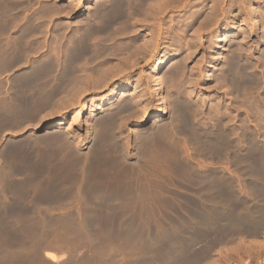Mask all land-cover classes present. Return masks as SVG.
Returning <instances> with one entry per match:
<instances>
[{"label":"bare ground","instance_id":"bare-ground-1","mask_svg":"<svg viewBox=\"0 0 264 264\" xmlns=\"http://www.w3.org/2000/svg\"><path fill=\"white\" fill-rule=\"evenodd\" d=\"M34 1L36 2V0H0V74L4 71L7 72L10 69L12 70L16 65L20 66V65H24V63H25V65L23 66L24 69H22V71L15 73V74L13 71H11V72H13L12 77L9 78V76H8L5 79H2L1 76L3 75V73L0 76V132L2 129L11 126V125L6 126V125H8V122H10L11 120L12 121L16 120V122H17L18 120L21 121V120L28 119V118H32V119L37 118V120H38L37 125H39L43 121L47 120L51 113H53L55 111H59L61 106L64 104L65 99L68 102L69 100H71L70 97H72V95H74L75 93H78L79 97H80L83 90L86 93L87 92L86 89L89 86L90 87L92 86V88L94 89L93 85L98 84L99 80L103 81L109 75L110 76L113 75L115 72L114 68H115L117 63L113 62V64H115L114 68H113V67H111L112 63L110 64L108 61L110 59H113L115 54L121 52V50L122 51L124 50V48L122 49L119 46L120 45L123 46L124 42H126L124 40L123 45H122V43H121L123 41V39H122L121 42L119 41L121 43L120 45L116 44L118 41L115 43V41H116L115 39L117 37H119V36L116 37V35L117 34L120 35L119 30L122 34V31L128 29L132 25L134 26L135 25L134 22L137 23L136 21L133 20L134 22L132 23V25H130L131 24V23H129L130 21L129 22L126 21V20H128L129 17H130V20L132 19L131 18V16H132L131 12L135 11V12L139 13L138 17L143 16V14H145V17H146V15H148L149 13L154 15V17H155V15H156V17H158L157 14L161 15L159 13H161L160 10H162L161 9L162 6H164L167 9V11L169 12V11H171L172 7L176 4V2L178 0H161L158 3H156L155 5L151 4L153 0H104V1L103 0H95V6H94V8L92 7L93 11L92 12L90 11L91 14L88 15V17L89 16L90 17L87 18L86 20H83L82 22L80 21L79 23L74 24L73 27L70 26V23H69V25H67L68 23L66 24V22H64L63 24H58V25L56 24L57 26L54 25L55 27L52 28L53 34H51L52 35L51 36L52 37L51 42H50V44L47 42L49 44V47H48L46 53H44V55H42L41 58H38V59L36 58L35 60L30 61V57L34 54V52L35 51L37 52L39 49H41L42 45L45 44V42H46L45 37H44V39L42 37V39H41L42 41H38L36 34L38 32L42 33L43 31L46 32L45 34H48V27H46L44 25L45 21L43 22V20L49 19V17L51 16V13H53L52 7H54V6L49 7L51 5L49 4V6H48V4H46L45 8L43 6L44 9L39 10L40 12L38 11V12L34 13L32 10H31V12H28V8L31 7V5ZM231 1H233V0H231ZM210 2H213V0ZM221 2H222V0H221ZM246 2H248V1H246ZM191 3L193 4V2H191ZM214 4H216V3H214ZM244 4H246V3H244ZM220 5L221 4L218 3L219 7L217 6L218 9H217V7L215 8V9H217L215 13H214L215 10L213 12L211 11L213 9H211V10L208 9V10H210L211 13H214L215 15L217 12L219 13V11L221 12V15L224 12L226 13V11H225L226 9L223 12L224 8H223V6L221 7ZM205 6H203V8ZM208 6H209V4H208ZM227 6H230V4H228ZM263 6H264V4H263ZM210 7H211V5H210ZM186 8H188V7H186ZM206 8H208V7H206ZM211 8H214V6H212ZM228 9H227V11L230 13V9L229 10ZM33 10H36V9H33ZM195 10H191V12H189L187 14V16L184 17L185 19H183V18L182 19L183 20H192V21L197 20V12L195 13ZM55 12H56V10H55ZM140 13L142 15H140ZM211 13H209V14L212 16H210L208 14L211 18V19L207 18L208 20H212V19L213 20H220V19H218V17H214V14H211ZM262 13H264V10L262 11ZM54 14L55 13H53V15ZM53 15H52V17H53ZM152 15H150L151 18H152ZM182 16H183V14H182ZM262 16H264V15H262ZM52 17H50V19H52ZM146 18H148V17H146ZM146 18L141 19V17H140L141 20L146 19ZM173 18H175V17H173ZM200 19H202V18H200ZM222 19H224V18H222ZM21 20H24V21H21ZM177 20H181L179 16L177 17ZM262 20H263V18H262ZM19 23H20V25H19ZM46 23L47 22H45V24ZM118 24H121V25H118ZM132 30L133 29H131L129 31H132ZM126 31H128V30H126ZM126 31H124V32H126ZM129 34H131V33H129ZM41 35L42 34H40V36ZM42 36H44V35H42ZM121 37H122V35H121ZM127 38L129 40V37H127ZM130 39H131V37H130ZM179 39H180V36H179ZM142 40L144 41L143 37H142ZM129 41H127V42H129ZM148 42H146V43H148ZM137 43H139V42H137ZM146 43L142 42L143 45H145ZM148 45H149V43H148ZM135 46H136V43H135ZM139 46H140V44H139ZM132 47L135 48L134 45ZM44 49H45V47H44ZM127 50H124V51H127ZM131 50L132 49L128 50V54L132 53ZM36 52H35V55H36ZM43 52H45V51H43ZM142 52H143V50H142ZM142 52H140V53L142 54ZM143 53H145V51ZM122 54H124V53H122ZM125 54H127V53H125ZM101 55H102V58L98 59V62H99L98 64L100 65V63H102L104 65V67L99 68L100 70H98V67H101V65L100 66L97 65L96 67L94 66L93 70H90L88 68L89 65L87 66L86 61H84V60H90L91 58L88 59V57H93V56H96V58H98V57H101ZM127 55H126V57H127ZM118 56H120V54H118ZM236 56H235V58L230 57L229 60H227V63L225 64L224 68H222L223 70H221L224 73V74L223 73L222 74L225 76L223 78H226L225 81H227V83L229 85V87H227V88H232V89L239 88L240 89L241 88L240 85H243V83H241V81L245 80V79H243V77L246 76L245 81H247L248 80L247 77L250 75L249 74L250 70L248 71L249 75L244 74V71H246V70L244 69V67L242 65L239 64V59ZM120 57H118V59ZM93 58H95V57H93ZM115 58H117V55L115 56ZM95 60H97V59H95ZM120 60H121V58H120ZM122 60L127 61L128 59L123 58ZM110 62H112V61L110 60ZM122 62H124V64H125V61H122ZM105 63H107V64H105ZM121 66L122 65L117 66V67L118 68L119 67L120 68L125 67L124 65H123V67H121ZM249 67L252 68V65ZM255 68H257V67H254L252 72L255 71ZM262 68H261V70H262ZM171 69L175 72H173ZM246 69H248V67ZM94 70H97L96 73L98 76V78L96 77L95 79H93V75H95ZM117 70H116V72H117ZM170 70H169L170 73L171 72L177 73L179 71V68H177V67H176V69L170 68ZM120 71H122V70H120ZM252 72H251V74H253ZM242 74H244V75L242 76ZM169 75H172V74H169ZM5 76H7V74ZM187 76H188V74L186 75V77ZM253 76H252V78H253ZM257 76H259V75H257ZM262 76H261V78L258 77L259 79L256 77L258 79V81H256L257 84L261 81ZM99 77H100V79H99ZM170 78H171V76H170ZM172 78L170 80L174 79V78L173 79ZM177 80H175V81H177ZM253 80L255 81V76H254ZM185 81H186V79H185ZM245 81H244V83L249 82V81H247V82H245ZM252 81L249 83L251 84ZM262 81H263V79H262ZM163 82L164 81H163L162 77H160V75L157 74L153 77L151 92H152V96L157 100V106H158L157 113L155 114V117H154V120L156 122L159 120V118L161 116H163L162 114L167 109L166 107H165V109L163 107V103H164V101H163V99H164ZM182 83L183 82H181V86H182ZM171 84H172V82H171ZM176 84H177V82H176ZM257 84H256V86H257ZM104 85H106V84H104ZM184 85L185 84H183V86ZM238 85H239V87H238ZM262 85H263V83H262ZM97 86H100V85H97ZM97 86H95V88ZM185 86H184V88H185ZM243 86H245V85H243ZM248 86L250 87V85H247V87ZM245 87H243V91L245 90ZM257 87L259 88V85ZM260 87H262V86H260ZM92 88H91V90H92ZM184 88H182L181 92L183 91ZM258 88H256V91L254 90V93L255 92L259 93ZM132 89H134L132 87V85H127V84L124 85L120 89L122 92V93L120 92V96L124 100L120 101L121 100L120 99L119 100L120 102L118 101V103L117 102L115 103V99L113 98V96L116 95L115 89L113 91L110 89L111 92L106 97L107 101H106L105 97H104V99H102L103 98L102 97L100 100H98L97 97H95L91 100V103L89 104V110H88V118L90 119V123H89V128L87 127L88 128L87 135H86V137L84 136L86 138V140L89 142V146H88L89 148H87L88 150L85 151L86 153L83 152L84 154H82V153L76 154L73 152V155L75 154V156H73L72 154H71L72 156L71 155L69 156L68 153H70V150L68 151L67 146L65 144H62V142H64L63 140L65 139L64 138L65 135L63 134V130H65V131L75 130V126H77L75 124L78 122V120H81L80 118L82 116V111H81L82 108L75 111L76 113L72 116L70 123H68V119L66 117H60L56 121V123H54L51 126L46 128V130H45L46 136H43L41 139H39L38 144H37V148L40 149V151H41V152L39 151V153L42 156V158L41 157H39V158H41L42 161L40 159L38 162V164L40 163L39 166L37 167L38 170H40V171H38V173H39L38 179L39 180L37 179L38 182L36 184L37 186L34 190V194L38 195L39 199L42 200L41 202H43V205L45 206V208L47 206V208H49V210L50 209H54V210L56 209L55 211H60V209H58V208H61L60 206H62L63 202H65V201L66 202L68 201V203L76 201L77 203H79V204L81 203V204L79 206L77 205V207H76L77 212H75V214L77 213V215H70V214H67L65 211H61L59 214L58 213L55 214L56 216H54V218H48V217L46 218L44 216H41V217L37 216L35 218L36 219L38 218L37 221H39L38 222L39 225H41L43 227L46 226L44 224L49 225L50 229L52 228L50 230L51 232H55L54 230L58 229L61 233H67V231L69 230L68 227L73 226L72 228H70L72 231L71 233H74L75 235L77 234V236L73 235L72 236L73 239L70 240L71 242L69 241V239H71V238L69 237V239H68V236L66 234H65V236H63L62 234L60 235V233H58L59 235L57 234V237H61V236L65 237V238L61 239L63 241L62 244L64 246L66 245L65 243H68V242L71 243V245L68 244L69 247H67L68 245L65 246L66 250H67V248H70V246H72L71 247L72 251L74 250V248L76 250V247H77L76 245H78V244L82 245V243H83L82 247L83 248L86 247L85 248L86 251L91 252L90 254L94 253L92 257H94V255L95 256L97 255L99 257V262L98 263L96 262L97 264H190V261L196 263V261L200 258V256H202L203 254L206 255V253L208 252V250L210 248V245L202 247V248H206V249L201 250L202 249L201 248L200 249L201 251H198L197 250L198 248H196V250H195L194 249L195 247H193L192 249L194 252L191 251V253H190L188 249H189V245L191 244V242L193 240L196 241V240L201 239V238L203 240L204 239L203 237H208L209 234L207 235V233L212 232V233H214V236H212L213 239L211 238V240L217 241L218 243H222V242L226 241V239L222 240L223 239L222 235L224 236V233L226 234L227 229H232V230L238 229L239 230L241 227L249 224L250 221L254 217L252 218V216L249 214V212H250L249 202L250 201L248 200L249 201L248 202L247 200L243 199L245 195L243 196V198L241 196V194L244 193V189L246 188V186H244L245 188L243 189L242 184H241L242 181H239V180H238V182H241L240 183L241 186L239 185V183L236 184L238 187L235 186V180L238 178L239 175L237 176V178L235 180L230 179L231 181L232 180L234 181V184H233L228 179V178H232L231 176L230 177H228L229 175L224 176L223 175L224 173L223 174L221 173V171L223 169L219 173L217 170L215 171V170L209 169V167L207 168L206 166L203 165L204 163L203 164H196L197 167H193L194 163H196V162H194L193 166H192L190 164V161L192 159L191 158L189 159L186 151L183 154L184 149H186V148H184L185 145L192 147L194 152H196L197 154L199 153V154L205 155L204 156L205 158H208V157H210V158L211 157H218V158L221 157L222 158L223 156H225V157H227V159H230L232 161V163L237 167V169L241 171V174L243 173L242 176L246 175V176H244V178H246V180L249 184V186H248L250 188L249 193H251V195H253V200L255 201L256 204L259 205V207H257L258 209L255 208L258 210V215H257L258 218L264 217V164H263L264 162L263 163L261 161L259 162V161H257L258 158H255L256 153L258 151L257 152L254 151L255 152V157H254V156H252L254 154V152L252 151L253 154H251L250 153L251 151L247 147H245L248 145L247 144L244 145L245 141H243V137L245 138V136H243V133L246 134V132L249 133V131L247 130L246 132H244L245 122L243 120L239 119L240 121H239V123H237L238 125H237V128L235 131L230 129V127L228 128L229 130H231V132L234 131L233 132L234 137H229V135L231 136V134H229V132L227 131L226 128H224L226 130L223 129V131L219 130L220 126L218 128L217 125L222 123L221 121L219 122V124L214 123L213 122L214 120L211 123L212 117H210V118L208 116L204 117V115H203L204 119H202V116H198V115H196V113L191 112L192 110L190 111L191 108H189V107H191L193 104L190 106H189V104L185 105V102H187V101H185L184 97H182L184 95L178 94V92H177V94L175 93V95H177L176 97L172 96V98H175V99H173V101L171 102V105H170L173 108V112H171L172 108H170L171 111L170 110L169 111L172 114L170 115L171 117L168 120V122H165V123L164 122L163 123L158 122V125H156L155 129L150 130L148 133L143 131V132H140L141 134L137 135V138H136L137 142H136V149H135L136 154L134 153L135 159L132 160L131 154H130L131 148L129 147L128 140L125 139L126 142H123V140L119 136V135H121V134H119L120 128H122V127H120V125H121L120 121L122 120V118L120 120V117H121L120 115H123V113L126 114L127 111L125 112L124 111L125 109H127V110L133 109V108H130L131 106H130L128 100L125 99L132 92ZM249 89L252 90L253 87H250ZM65 90L67 92L69 90V92L72 95L71 94L69 95ZM176 91H178V90H176ZM240 91H242V90L240 89ZM62 92H66V93L63 94ZM114 92H115V94H114ZM189 92L190 91H188V93ZM190 93H192V92H190ZM250 93H251V91H250ZM179 95H182V96H179ZM76 96H78V95L76 94ZM256 96H258V95H256ZM72 100H74V98H72ZM260 100H262V99H260ZM192 101L193 100H191L190 102L192 103ZM256 101L257 100H255V102ZM108 103H110V105ZM201 103H202V101H201ZM227 103H225V104L223 103L224 104L223 106L225 107V105ZM115 104H118V105H115ZM165 104H166V102H165ZM231 104H232V102H231ZM249 104L251 105V103H249ZM253 104H255V103H253ZM100 105L101 106L103 105L106 109V111L101 116H99V106ZM108 105H109V107H108ZM259 105L262 106V104H259ZM201 106H205V105H203V103H202ZM231 106H229V107H231ZM234 107H237V106L235 105ZM193 108L194 107H192V109ZM197 108H199V107L196 106L195 111ZM243 108H245V107H243ZM263 108L261 107L260 109H263ZM202 109L203 108L201 107V110ZM233 109H235V108H233ZM84 110H83V112H84ZM258 110H259V106H258ZM260 111H262V110H260ZM208 112H210V111L208 110ZM226 113H227V111H226ZM232 113L230 114V116L232 115ZM256 113H258V112H256ZM125 114H124V117L126 116ZM227 114H229V113H227ZM254 114L255 113H253V115ZM128 115H127V117H128ZM213 115L216 116L218 114H216V115L213 114ZM249 115L251 116V114H249ZM249 115H247V116H249ZM221 116H222V114H221ZM259 117H260V115H259ZM262 118H260V120ZM220 119H222V118H220ZM223 119L225 120V118H223ZM229 119H230V117H229ZM217 120L219 121V119H217ZM248 120H249V118L247 119V121ZM122 121H124V120H122ZM16 122H15V124H16ZM233 122L235 123V121H233ZM12 123H14V121L11 122V124ZM208 124H212V126L208 125ZM232 127H233V125H232ZM61 132L64 135V137L61 135ZM177 136L181 137L182 143L181 142L177 143L175 141L176 140L175 137L177 138ZM179 137H178V139H179ZM66 139H67V137H66ZM181 139H179V140L181 141ZM246 139H247V137H246ZM171 141H173V142L175 141L177 144L172 145L173 142H172V144H170ZM165 142H167V143H165ZM246 142H247V140H246ZM253 142H254V140H253ZM164 143H165V146H167L166 148L167 149L169 148L166 151L165 155H163L164 152L161 151L162 150L161 148L164 146ZM180 143L182 145H180ZM250 143H251V141H250ZM169 144L171 145L170 147H168ZM0 145H2V144H0ZM253 145H254V143H253ZM2 147H3V145H2ZM244 147H245V149L247 148L250 152L245 151ZM252 148H254V147H252ZM258 148L260 149V147H258ZM259 149H257V150H259ZM75 150L77 151V149H75ZM75 150L71 149V151H75ZM66 151H68V152H66ZM77 152H79V151H77ZM13 153L15 154V152H13ZM13 153H12V155H13ZM181 153H182V155H181ZM26 154H29V153H26ZM259 154H262V150H261V153L258 152V154H257V156L262 157ZM34 155H35V153H34ZM68 156L70 158V161H72L74 164L73 165L70 162L69 165L71 164L72 166L70 165L69 168L67 166V162H69L68 161L69 159L65 160L66 157L68 158ZM195 156H197V155H195ZM206 156H208V157H206ZM263 156H264V154H263ZM0 157H1V155H0ZM17 157H19V156H17ZM36 157L38 158L37 155H36ZM151 157L153 158V162H155L157 160L156 162H157V165H159V166L161 164L165 165L164 162H166V161H164L165 159L164 160L162 159L163 162H161L162 160H158V159L166 157V160L168 162L166 166H169V169L171 167L172 170L170 169L171 171L169 170V172H168V170H166V169H168L166 166H165L166 167L165 170L161 166L158 168H156L154 166L155 169H158V170H155L152 168L153 173L151 171H150V173L154 174L155 176L152 174L150 175L149 174L150 169H149L148 164H151V163L150 162L148 163L147 161H149V160L151 161L152 160ZM154 157L155 158L157 157V158L154 160ZM197 157H195V158H197ZM199 157H198V159H199ZM9 158H11V156ZM262 158H264V157H262ZM73 159L75 162L73 161ZM201 159H204V158L201 157ZM201 159H199V160L201 161ZM217 159L215 158L214 161ZM259 160H261V159H259ZM158 161H160L161 163H158ZM123 162H126V163L123 165ZM226 162H228V161H226ZM153 165H154V163H153ZM159 168H160V171H159ZM44 173H46V175H48L49 179L42 176ZM147 174H149L150 177L152 176V178L154 176L152 185L150 184V188H151V186H153L155 189L154 188L153 189L148 188V183H150L149 181H151L150 177H148L149 180H147V179L143 180L145 175L147 176ZM164 175H165V177L163 178L162 176H164ZM35 183H36V180H35ZM178 183H183V186L185 184L190 189V192L188 193L189 195L188 196L185 195V196H187L188 198H190V197L192 198V200L190 198V200L192 201V202L190 201V204H191L190 206L194 210L191 208H188V207H185V208L189 209V210L190 209L193 210L192 212H189V213H191L192 217H193V219H191L192 217L190 218V221L192 222V220H194V224L192 225L191 222L188 224L186 223V224L189 226L192 225L191 227L192 228L195 227L194 228L195 230L190 229V230L183 231V226H184L183 224L185 222L183 219H182L183 221H180L183 223L182 224L183 226L180 227V225H179L180 218H182L184 216L183 215L181 217L180 213L184 209L181 208L182 210L179 211L180 205L182 207V206H186L187 204L186 205H184L183 203L179 204V210L175 208L176 211L174 209V212H172V215H170L169 210H168L169 206H168L167 201H165V203L167 205H165V206L162 205L161 209L158 208L160 211L159 213L163 214L162 216H164L166 214V211L163 213L162 210L165 207H167V210H168V212H167L168 214H166L167 217H165V218H167V221H165L164 229L162 228V229H158L156 231L155 229L152 228V226H150L151 224L148 221H147L148 227H144L145 225L144 226L142 225V227H141V223H140L141 220L140 219L138 222L140 225L136 224V222L133 223L136 226L135 229H134L133 225L132 226L127 225V227L124 226V225H126L125 224L127 222L126 217L130 213L129 211H130L131 207H136V208H138V210H147V208H148L149 209L148 211H150L151 214L154 213L155 208L152 207V205L149 204L150 202L148 201L149 202L148 203L147 200L148 199L153 200L154 198H156V199L158 198L159 200L160 199L164 200L163 198H165L166 195L168 197L171 196V195L169 196L168 193H172V196H174V194H175V196H176L177 193H175V191L180 192V191H178L180 189L177 190V188L179 186ZM26 186H28V185H26ZM187 187H186V189L188 190ZM235 187H237L238 190H236ZM247 190L245 192L248 193ZM21 191H23V190H21ZM181 191H183V190H181ZM178 195H181V193L177 194V197H178ZM187 197H185V198L187 199ZM180 198H182V197H180ZM203 199H205L206 201ZM69 200H70V202H69ZM187 200H189V199H187ZM207 200H209V201H207ZM260 200H262V202H260ZM201 201H202V203L205 201L206 207L201 206V204H202V203H200ZM158 202H160V201L156 202V206L154 205L155 203H153V205L155 207H160L159 205L157 206V204H160ZM186 202H188V201H186ZM144 203L147 204V207H145ZM165 203H163V204H165ZM174 203H175V201H174ZM192 203H193V205H192ZM70 204H72V203H70ZM76 204H74V205H76ZM74 205H73V210L75 207ZM82 205H83V207H82ZM163 206H164V208H163ZM187 206H189V204ZM253 206L254 205H252V207ZM52 207H54V208H52ZM40 211H43V210H40ZM81 211H83V212H81ZM134 211H131V212H134ZM186 211L188 212V210H186ZM186 211H185V213H187ZM252 211L253 210H251V212ZM43 212H45V214H46L47 211L44 210ZM71 212H72V210H71ZM79 213H84V214H86V216L80 215ZM139 213L143 214L142 212L137 213V210H136V213L134 212L131 214H133V215L135 214L134 217H136V216H138L137 214H139ZM159 213L157 212V214H155V215L157 216ZM182 213H183V211H182ZM48 214H50V213H48ZM50 215H52V214H50ZM133 215H131V216H133ZM151 216L154 218L153 214ZM158 216H161V215H158ZM158 216H157V218H158L157 220H161V219H159ZM152 217H151V219H152ZM189 217H190V214H189ZM127 218H128L127 223L134 221L132 218H131L132 219V221H131L129 219V216ZM136 218H140V217L138 216ZM154 219H156V218H154ZM164 220H166V219H164ZM122 221H124L125 223L123 224ZM187 221L189 222V220H187ZM255 221L256 220H254L253 222H255ZM153 222H155V221H153ZM31 223H32V221H31ZM147 223L145 221L146 225H147ZM156 224L157 225L160 224L159 226L161 227L162 223H160V221H159V224H158V222ZM163 224H164V222H163ZM260 224H262L261 221L259 222V225ZM52 225H54V226H52ZM84 225H87V226L94 225L97 227L100 226V227H102V229L104 228L105 233H107L108 236L105 237L104 240H102L101 238L103 236H106V234H104V231H103V235L101 234L102 237H100L99 234H97V238H100L102 241L100 243H91L92 240L90 237L88 238L87 235H89L93 232L92 231L90 232V230H88L89 231V233H88V231L85 230V228H83ZM138 225L141 228H139ZM187 225L185 226V228L187 227ZM55 226H57V228L53 229V227H55ZM254 227H255V225H254ZM256 227H258V226L256 225ZM245 228H247V227H245ZM248 228L250 229L251 226H249ZM50 231L47 230V232H50ZM251 232H253V231H251ZM227 233H229V232H227ZM68 234H69V232H68ZM93 234H95V236H96V233H93ZM186 234H188L187 235L188 238L191 237L190 239H192V241L186 240ZM230 234H232V232H230ZM205 235H207V236H205ZM227 236H228V234H227ZM227 236H225V237H227ZM209 237H210V235H209ZM233 237H234V235H233ZM219 238H221L222 241L219 240ZM89 240H91V242ZM202 240L199 242H202ZM204 241H205V239H204ZM208 241H209V238H208ZM59 242H61V241H59ZM88 242H90L89 246L92 247V248L90 247L91 248L90 250H89V248H87ZM206 244H207V242H206ZM212 244H214V243H212ZM42 246L43 245H41L40 247H42ZM62 246L57 248V249L63 250V252H64L65 248H64V246L63 247ZM43 248H44V253H43L44 257L49 259L52 263H54V264H65L66 261L61 260L63 257H61V255L58 254V252H57L58 250L57 251L55 250L56 247H54L55 249L51 248L52 250H50V248L47 250L44 246H43ZM62 248H64V249H62ZM77 248H79V247H77ZM83 248H79V249H83ZM79 249H77V250H79ZM210 249H212V248H210ZM54 251H56V252H54ZM211 251H213V250H211ZM59 252H61V251H59ZM79 252H81V251L79 250ZM210 252L207 253L208 256L211 255V254H209ZM81 253H83V252H81ZM65 254L63 256H66L67 258H68V256L72 255V254L71 255L68 254V256H67ZM41 256H39V257H41ZM86 257H88V255ZM205 257H207V256H205ZM205 257H202V258H205ZM202 258H201V260H203ZM39 259L41 260L42 258H39ZM77 259L79 260V256L77 257ZM189 259H191V260H189ZM211 259H212V257H211ZM92 260H94V259H92ZM208 260H209V258H207V261ZM212 260H214V259H212ZM200 261L199 262L197 261L198 263H196V264H199V263L201 264ZM24 262L28 263V264H29V262L31 263V261H28V262L24 261ZM24 262H23V264H25ZM203 262H204V260H203ZM216 263H217V261H216ZM0 264H3V263L0 262ZM31 264H33V263H31ZM40 264H43L42 260L40 261ZM75 264H78V263H75ZM85 264H86V262H85ZM87 264H94V263L91 261H88ZM207 264H208V262H207ZM211 264H215V261H214V263H211Z\"/></svg>","mask_w":264,"mask_h":264},{"label":"rangeland","instance_id":"rangeland-1","mask_svg":"<svg viewBox=\"0 0 264 264\" xmlns=\"http://www.w3.org/2000/svg\"><path fill=\"white\" fill-rule=\"evenodd\" d=\"M159 1H161V0H153L151 4L155 5ZM210 1H212V0H210ZM210 1L209 0H178L176 2V4L172 7L171 11H169V12L167 11V9L164 6H162V8H161L162 10H160L161 13H159L161 15L157 14L158 17H156V15L154 17V15H152L151 13L146 15V17H148V18L145 17V14H143V16H140L141 19L146 18L147 20L146 19L141 20L140 17H138L139 13L132 11L131 12V14H132L131 18L132 19L130 20V17H129L128 20H126V21H128V22L130 21L129 22V23H131L130 25H132V23L134 21H136L137 23L134 22V24H135L134 26L136 28L132 25V26H130L131 28L129 27L130 29L129 28L126 29L128 31L133 29L132 31L128 32V31L124 30L126 32L122 31V34L119 30L120 35L117 34L116 37L117 36H119V37H117L115 39L116 40L115 43L118 41L116 43L118 45H120L121 43L123 45V42L125 40L126 42H124V45L123 46L120 45L119 47H121L122 49L124 48V50L132 49L131 50L132 53L129 51L131 54H128V50L127 51L123 50L124 52L121 50V52L114 55L113 59H110L112 62H110V60L108 61L110 64L112 63L111 67H113V68L115 65V64H113V62L117 63L115 68L117 66H120V65H122L121 67H123V65L125 67H123V68L117 67L116 69L114 68L115 72L113 75H111V76L109 75L103 81L99 80L98 84L93 85L94 89L92 88V86L91 87L89 86L90 88L89 87L88 88L90 90L87 88L86 93L83 90L80 97H79L78 93H75L74 95H72L69 92V90L67 92L66 91L67 89H66L65 91L69 95L70 94L72 95V97H70L71 100H69L67 102V100L65 99L66 102L64 101V104L61 106L59 111H55L56 113L55 112L51 113L49 115L48 119L43 121L39 125H37L38 124L37 118H33V119L28 118V119H24L21 121L18 120L17 121L18 123L16 122V120H13L14 123H12V124H11V122H13V121L11 120L10 122H8V125H6V126L11 125V126L2 129L0 132V144H2V145H22V144H25V145H33V146L37 147L38 140L41 139L43 136H46L45 130L47 127L56 123V121L60 117H66L68 119V123H70L72 116L76 113L75 111L82 108V110H81L82 116L80 118L81 120H78V122L75 124V125H77V126H75V130H71L72 132L63 130V134L65 135V137L62 134V132H61V135L65 139L67 137L66 140L65 139L63 140L64 142H62V144H65L67 146L68 151L70 150V153H68L69 156L71 154L73 155V152L76 154L77 153L84 154V153H86L85 151L88 150L87 148H89L88 147L89 142L86 140L85 137L87 135L89 123H90V119L88 118V110H89V104L91 103V100L95 97H97L98 100H100L102 97H103L102 99H104V97L106 98L109 95V93L111 92L110 89L112 91L115 89L116 95L113 96V98L115 99V103L116 102L118 103V101L120 99H121L120 101H123L124 99L120 96V92H121L120 89L124 85L127 84V85H132V87L134 88V89H132V92L125 98L128 100V102L131 106L130 108H133V109H130V110L125 109L124 111L125 112L127 111L126 114L123 113L124 112L123 111L122 112L123 115H120L121 116L120 120L122 118V120H124L125 122L122 120L120 121L121 122L120 127H122V128H120L119 134H121V135H119V136L121 137L123 142H126V140H128L129 147L131 148L130 154H131L132 160L135 159L137 135L141 134L140 132L144 131V132L148 133L150 130L155 129L156 125H158V122H161V123L168 122V120L171 117L170 115L172 114L171 112H173V108L170 105H171V102L173 101V99H175V98H172V96L176 97L177 95H175V93L177 94V92H178V94L184 95V96H182V95H179V96L184 97V100L187 101V102H185V105L189 104V106H190L193 104L191 107H189V108H191L190 111L192 110L191 112L196 113V115H198V116H202V119H204L205 116H208L209 118L212 117L211 123L213 120H214L213 122L216 124H219V122L221 121L222 122V123H220L221 125L219 124L217 126H218V128L220 126V128H219L220 131H223V129L226 128L227 131L229 132V134H231V136L229 135V137H234L233 132L237 128V125H238L237 123H239L240 120H243L245 122L244 132H246L247 130L249 131V133L248 132H246V134L243 133V136H245V138L243 137V141H245L244 145L247 144L249 146V147L248 146H245V147H247L251 152L247 148L245 149V147H244V150L250 152L251 154H253L254 151L255 152L258 151L259 153H261V150H262V154H259V155L264 157L263 156V154H264V152H263L264 151V112H263L264 111L263 110L264 109L263 108L264 107V104H263L264 103L263 102L264 101V72H263L264 71V16H262V15H264V13H262V11L264 10V6H263L264 0H252V1L251 0H237V1L236 0H233V1L222 0V2H221V0H213V2H210ZM246 1H248L249 3ZM191 2H193V4ZM33 3L31 5V7L28 8V12H31V10H32L34 13H36L39 10L44 9L46 7L45 6L46 4H48V6L50 4L51 6H49V7H52V6L55 7V8L52 7V11L55 14L53 15V13H51L50 17H52V15H53L52 19H50V17H49L48 20H43V22L45 21L48 23V24L47 23L45 24V22H44V25L46 27H48V34H45L46 32L43 31L42 33L38 32L36 35H37L38 41H42L41 40L42 37H43V39L45 37L46 42H45V44L42 45V48L39 49L40 51L39 50L37 52L35 51L36 55L34 52V54H33L34 56L32 55L31 56L32 58L30 57V61L35 60L36 58L37 59L41 58L42 55H44V53H46V51L49 47V44L51 42V39H52V37H51L52 36L51 34H53L52 28H54L58 24H63L64 22H66V24L68 23L67 25H69V23H70V26L73 27L74 24H77L80 21L82 22L83 20H86L87 18H89L90 16L88 17V15L91 14V12L93 11V8L95 6V0H38V1L36 0V2L34 1ZM214 3H216V4H214ZM218 3L221 4L220 5L221 7L223 6V8H224L223 12L226 9L225 10L226 13L222 12L223 14L221 15V12L219 11V13L217 12L216 15L214 14L219 7ZM244 3H246V4H244ZM208 4H209V6H208ZM228 4H230V6H227ZM210 5H211V7L214 6V8H211ZM43 6H44V8H43ZM203 6H205V7L203 8ZM186 7H188V8H186ZM206 7H208V8H206ZM216 7H217V9H215ZM228 8L230 9V13L227 11ZM33 9H36V10L38 9V10L36 11ZM208 9H210V10L213 9V10H211L212 12L214 10L215 11H214V13H211V11ZM55 10H56V12H55ZM191 10H195V13L197 12V20H193V21L192 20H183V19H185L184 17L187 16V14L189 12H191ZM208 12L211 14H214V17H218V19H220V20H213V19L208 20V19H211L210 16H212ZM182 14H183V16H182ZM140 15H142V14L140 13ZM150 15H152V18L150 17ZM178 16L180 17L181 20H177ZM173 17H175V18H173ZM200 18H202V19L204 18V19L202 20ZM222 18H224V19H222ZM262 18H263V20H262ZM21 21H24V20H21ZM19 25H20V23H19ZM118 25H121V24H118ZM129 33H131V34H129ZM40 34H42L44 36H42V35L40 36ZM121 35H122V37H121ZM179 36H180V39H179ZM127 37H129L130 41L128 40ZM130 37H131V39H130ZM142 37H143L144 41L142 40ZM122 39H123V41H122ZM119 41L120 42L122 41V42L120 43ZM127 41H129V42H127ZM137 42H139V43H137ZM142 42L143 43L148 42L149 45H148V43L143 45ZM135 43H136V46H135ZM139 44H140V46H139ZM133 45L135 48L132 47ZM44 47H45V49H44ZM142 50H143V52L145 51V53H143ZM43 51H45V52H43ZM140 52H142V54ZM122 53H124V54H122ZM125 53H127L128 55ZM118 54H120V56L122 55L123 57L118 56ZM116 55H117V58H115ZM126 55H127V57H126ZM124 56L128 59L127 61L122 60L123 58L126 59ZM235 56L238 57L239 64L242 65L244 67V69L246 70V71L243 70L244 74H246V75L250 74L247 77V79H248L247 81L251 82L255 76V81L254 80H253L254 82L252 81L253 84L252 83L250 84L249 82L245 81L246 76H244L245 78L243 77V79H245V80H242L241 83H243V85H245L246 87L243 85H240L241 86L240 89L242 91H240L239 88H237V89L227 88V87H229V85H228L227 81H225L226 78H223L225 76L223 75L224 73L221 71V70H223L222 68H224L225 64L227 63V60H229L230 57L235 58ZM93 57H95V58H93ZM93 57H88V59L91 58L90 60H84L83 59L84 61H86V65L87 66L89 65L88 68L90 70H93L94 66L96 67L97 65H99L98 59L102 58V55H101V57L97 56L98 58H96V56H93ZM118 57H120L121 60H120V58L118 59ZM95 59H97V60H95ZM122 61H125V64ZM107 63H105V64H107ZM24 65H25V63H24ZM24 65H20V66L16 65L12 70L10 69L7 72L4 71L5 73L2 72L3 75L1 73L0 76L2 75L1 76L2 79H5L8 76L10 78L13 76V72L15 74V73L22 71V69H24L23 68ZM100 65H101V67H98V70H100L99 68L104 67V65L102 63H100ZM251 65H252V68L249 67ZM246 66L248 67V69H246L247 68ZM176 67L179 68V71L177 73H172V72L170 73V71L172 70V69L170 70V68L176 69ZM254 67H257V68H255V71L252 72ZM261 68H262V70H261ZM116 70H117V72H116ZM120 70H122V71H120ZM249 70H250V73L248 72ZM11 71H13V72H11ZM96 72H97V70H94L95 75H93V79H95L96 77L98 78ZM173 72H175V71H173ZM251 72L253 74H251ZM6 74H7V76H5ZM157 74L160 75V77H162V79L164 81L163 82V86H164L163 87V91H164L163 107H164V109H165V107L167 109L162 114L163 116H161L159 118V120L156 122L154 120V117H155V114L157 113L158 106H157V100L152 96L151 87H152L153 77ZM169 74H172V75H169ZM187 74H188V76L186 77ZM244 74H242V76ZM257 75H259V76H257ZM260 75L261 76L263 75L262 76L263 81L261 79V81L259 80L260 84L259 83L257 84L256 81H258V79L261 78ZM170 76H171V78L173 77L175 80H177L178 78L179 79L177 81H175L173 78H172L173 80H170L171 79ZM252 76H253V78H252ZM256 77L257 78L259 77V78L257 79ZM99 79H100V77H99ZM185 79H186V81L187 80L188 81L186 82ZM244 81L247 83H244ZM171 82H172V84H171ZM176 82H177V84H176ZM181 82H183L182 86H181ZM262 83H263V85H262ZM104 84H106V85H104ZM183 84L186 85V86L184 85L185 88H184ZM246 84L250 85V87H253V89L252 90L249 89L250 87L248 86L249 87L248 88ZM256 84H257V86L259 85V88L256 86ZM97 85H100V86H97ZM95 86H97V87L95 88ZM260 86H262V87H260ZM181 87L184 88L182 92H181V90H182ZM238 87H239V85H238ZM243 87H245L246 91L245 90L243 91ZM91 88H92V90H91ZM256 88H258L259 93L258 92L254 93V90L256 91ZM176 90H178V91H176ZM249 90L251 91V93ZM188 91H190L192 93L189 92L190 93L189 94ZM66 92H62V93L65 94ZM115 92H114V94H115ZM76 94L78 96H76ZM256 95H258V96L260 95L262 98L260 96L258 97ZM72 98H74V100H72ZM260 99H262V100H260ZM191 100H193L192 103L190 102ZM255 100H257V101L255 102ZM106 101H107V98H106ZM201 101H202L203 105H205V106H201V104H202ZM165 102H166V104H165ZM231 102H232V104H231ZM223 103L224 104L227 103L225 105V107L223 106L224 105ZM249 103H251V105ZM253 103H255V104H253ZM108 104L110 105V103H108ZM259 104H262V106H260ZM109 105H108V107H109ZM115 105H118V104H115ZM233 105L234 106L236 105L238 108L234 107ZM196 106L199 108H197L195 111ZM229 106H231V107H229ZM258 106H259V110H258ZM192 107H194V108L192 109ZM201 107L203 108L202 110H201ZM232 107L235 109H233ZM243 107H245V108H243ZM261 107L263 109H260ZM170 108H172L171 109L172 111L170 110ZM83 110H84V112H83ZM208 110L210 112H208ZM225 110L229 114H227ZM260 110H262V111H260ZM105 111H106L105 107L103 105L102 106L100 105L99 106V116L103 115V113ZM232 112L234 114L235 113L236 114L234 115ZM256 112H258L259 114ZM231 113L233 116L232 115L230 116ZM248 113L251 114V116ZM253 113H255V114L253 115ZM124 114L126 115L125 117L127 119L124 117ZM213 114H215V115L218 114V115L214 116ZM221 114H222V116H221ZM127 115L129 118L127 117ZM203 115H204V117H203ZM247 115H249V116H247ZM259 115H260V117H259ZM229 117H230V119H229ZM220 118H222V119H220ZM223 118H225V120ZM248 118H249V120L247 121ZM260 118H262V119L260 120ZM217 119H219V121ZM233 121H235V123ZM15 122H16V124H15ZM208 125L212 126V124H208ZM232 125H233V127H232ZM229 127H230V129H232L234 131L231 132V130L228 129ZM226 129H224V130H226ZM178 137L179 136H177V138L175 137V139H176L175 141L177 143L178 142L182 143L181 137H179V139H181V141L178 139ZM246 137H247V139H246ZM245 139L247 140V142L248 141L249 142L247 143ZM253 140H254V142H253ZM250 141H251V143H250ZM172 142L173 141H171V143L170 142L169 143L172 144ZM174 142L172 145L177 144L176 142L175 143ZM165 143H167V142H165ZM165 143H164V146L161 148L162 149L161 151L164 152L163 155H165L166 151L169 149V148L168 149L166 148L167 146H165ZM181 143H180V145H182ZM253 143L255 146L253 145ZM170 144L168 145V147L171 146ZM252 147H254V148H252ZM258 147H260V149ZM70 148L72 150L77 149V151H79V152H77L76 150L71 151ZM184 148H186V149H184L183 154L186 151L189 159L190 158L192 159L191 161L189 160L190 164L193 166V163L196 162V163H194L193 167H197L196 164H203L204 163L203 164L204 166H206L207 168L209 167V169H212L215 171L217 170L219 173L223 169L221 171V173L222 174L224 173L223 174L224 176L229 175L228 177H230V176L232 177V178H228L226 176L229 180L230 179L235 180L237 178V176L239 175L238 178L235 180V186H237L236 184L239 183L240 186L242 184L243 189L245 188L244 186H246V188H245L246 190L248 189L247 190L248 193L245 192L246 190L244 189V193H242V194L240 193V194H241L242 198L245 195L243 199L250 201V202L248 201L249 202V209H250L249 214L252 216V218L254 217L250 221V223L247 224L248 226L247 225L243 226L244 228L241 227L239 230L238 229L237 230L227 229V232H229V233H227L225 231L226 234L224 233V236L222 235V238H223L222 240L226 239V241H224L222 243H218L217 241H214V240H213L214 241L213 242L211 240V238L213 239L212 236H214V233H212V232H210V233L206 232L207 235L208 234L210 235V237H209V235H208V237H203L205 239V241H204V239L202 240V238L198 239L196 241H194V240L192 241V239H190L191 237L188 238L187 237L188 234H186V240L192 241L191 244L189 245V249H188L189 252L190 253H191V251L194 252L192 249L193 247H195L194 248L195 250H196V248H198L197 250L201 251L203 249H206V248H202V247L210 245V248H212V249L209 248L208 252L213 250V251H211L212 253L211 252L209 253L211 255L208 256V254H207L208 252H207L206 255L203 254L204 256L203 255L200 256V258L197 260L199 262L202 257L207 256V257H205L206 259L202 258L204 260V262H203V260H201L200 261L201 264H207V262H208V264H211V263H214V261H215V264H218V263L219 264H264V221H263L264 217H261V218L257 217V215H258V210H257L258 208L257 207H259V205L256 204L255 201L253 200V195H251V193H249L250 192V190H249L250 188L248 187L249 184H248L246 178H244V176H246V175L242 176L243 173L241 174V171L238 170L237 167L232 163V161L230 159H227V157H225V156H223L224 158L223 157L222 158L221 157H219V158L218 157H211L210 158L208 156H206L208 158H205L204 157L205 155L199 154V153L197 154L196 152H194L192 147H190L188 145H185ZM257 149H259L260 151ZM39 151H40V149H39ZM68 151H66V152H68ZM255 152L252 155L254 157H255ZM258 152L256 153L255 158H258L257 161H259V162L261 161L263 163L264 158L257 156ZM35 154L42 158V156L40 155L39 152L35 153ZM181 155H182V153H181ZM195 155H197L198 157L200 156L199 159H201V157H202L205 160L201 159V161H200L198 159V157ZM69 156H68V158L66 157L65 160L69 159L68 161H70ZM73 156H75V154ZM195 157H197V158H195ZM41 158H39V160ZM156 158L154 157V160ZM215 158L216 159L218 158V159L214 161ZM151 159H152L151 161L146 160L148 163L149 162L151 163V164H148L149 169H150V170L148 169L150 175L153 173L152 170L155 169V167L158 168L161 166L164 170L167 167L168 169H166V170H168V172L170 169L172 170L171 167L169 169V166H166L168 163L166 160V157L158 159V160H162V159L164 160L165 159L164 161H166V162H164L165 165L161 164L160 166L157 165V162H156L157 160L155 162H153L152 157H151ZM259 159H261V160H259ZM163 160L161 162H163ZM225 160L228 162H226ZM41 161H42V159H41ZM73 161H74V159H73ZM161 162L158 161V163H161ZM125 163L126 162H123V165ZM153 163H154V165H153ZM68 164H69V162H67V165ZM68 168H69V165H68ZM155 170H158V169H155ZM150 171L152 173H150ZM159 171H160V168H159ZM149 174H147V176L145 175L144 179L143 178L142 179L143 180H146V179L149 180L148 179V177H150ZM152 175H154V174H152ZM42 176L49 179V177H48V175H46V173H44ZM154 176H153V178H152V176L150 177L151 181H149L150 183H148L149 189L154 188L153 186H151V188H150V184L152 185ZM162 177L164 178L165 175ZM233 180L232 181L230 180V181L234 184ZM238 180L242 181V183L238 182ZM178 185L179 186H178L177 190L180 189V190H178L180 192L175 191V193H177V194L181 193L182 196L178 195V197H177V194L175 196L174 193H173L174 196H172V193H168L169 196L170 195L171 196L168 197L166 195L165 198H163L164 200H162V199L159 200L158 198L157 199L154 198L153 200H151V199L147 200V202L149 201L150 203L149 202L148 203L151 204L152 207H154L156 209V210L154 209V211L156 213L155 212L152 213L154 218H156V219H154L151 216L152 214L150 211H148L149 210L148 208L146 210V214L150 215L152 217L150 226H152V228L155 229L156 231L158 229H162V228L164 229V226H165V222L163 220V217L158 216V215H161L159 213L160 211L158 208L161 209L162 205L165 206V204H166L165 201L168 202V206H169L168 210H169L170 215H172V212H174L175 208L179 210V204H182V203L184 205L189 204V206L186 205V206H182V207L180 205L179 211L182 210L181 208L184 209V210H182L183 213H182V211L180 213L181 217L183 215L184 216L182 218H180L179 222L183 221V220L185 222H184V224L182 222H180L179 225H180V227L184 225L183 231L190 230V229L193 230L195 228V227L194 228L191 227L194 224V220H192V222L190 221L192 214L189 212H192L194 210L190 206L191 205L190 201L192 200V198L189 196L191 198V200H190V198L187 197L189 195L188 193L190 192V189L185 184L183 186V183H178ZM186 187L188 188V190L186 189ZM237 187H235L236 190H238ZM181 190H183V191H181ZM185 195H187V196H185ZM247 196L248 197L250 196L249 198L251 200ZM180 197H182V198H180ZM185 197H187V199H189V200H187ZM155 199L157 201H160V202H158L160 204H157V206L159 205L160 207H155L156 202H157ZM203 200H205V199H203ZM174 201H175V203H174ZM186 201H188V202H186ZM205 201L203 203H202V201L200 202V203H202L201 204L202 207H206ZM207 201H209V200H207ZM260 202H262V200H260ZM153 203H155L154 204L155 206L153 205ZM163 203H165V204H163ZM192 205H193V203H192ZM252 205H254V206L252 207ZM164 206H163V208H164ZM60 207L61 208H58V209L65 210V209H67L68 205H64V206H60ZM185 207L191 208L193 210L186 209ZM255 208H257V209H255ZM131 209H132V207L130 208V210ZM176 209H175V211H176ZM186 210H188V212ZM251 210H253V211L251 212ZM185 211L188 214L185 213ZM157 212L159 213L157 216L161 220H157L158 218L155 215V214H157ZM189 214H190V217H189ZM191 219H193V217ZM187 220H189V222ZM254 220H256L255 221L256 223L253 222ZM153 221H155V222H153ZM159 221H160V223H162L161 227L159 226L160 225ZM162 221L164 222V224ZM260 221L262 222V224L259 225ZM157 222L159 225L156 224ZM190 222L192 225H190V226L187 225ZM253 224L255 225V227ZM186 225L188 228L187 227L185 228ZM256 225L258 227H256ZM249 226H251L252 229L251 228L249 229L248 228ZM245 227H247L248 229ZM251 231H253V232H251ZM230 232H232L234 237L232 234H230ZM227 234H228V236H227ZM207 235H205V236H207ZM225 236H227V237H225ZM208 238H209V241L211 240L212 242L211 241L209 242ZM201 240H202V242H199ZM219 240H221V238H219ZM206 242H207V244H206ZM212 243H214L215 245ZM90 247L91 246H89V244H88L87 248H89V250L92 248V247L91 248ZM64 248H62V249H64ZM79 248H81V246H79ZM79 248H77V249H79ZM67 250H68V248H67ZM67 250H66V248H65L64 252H63V250H58V251H61L60 252L61 257H64L63 255L65 253L67 254V252H68ZM211 257L214 260H212ZM207 258H209L210 261L209 260L207 261ZM48 260L49 259H47L46 261H48ZM189 260H191V259H189ZM197 261H196V263H198ZM216 261H217V263H216ZM196 263L190 261V264H196Z\"/></svg>","mask_w":264,"mask_h":264},{"label":"crops","instance_id":"crops-1","mask_svg":"<svg viewBox=\"0 0 264 264\" xmlns=\"http://www.w3.org/2000/svg\"><path fill=\"white\" fill-rule=\"evenodd\" d=\"M34 147L32 145L25 144L3 145V147L2 145H0V152L7 153L5 159L3 160V163L0 165V189L3 193V195L0 196V246H9L13 245L16 242H19V233L21 231H30L32 226L39 225V221H37L38 218H35L37 216H35L34 211H26L20 209L22 205L34 202L32 194H34V190L37 186L36 184L39 180L38 171L40 170H38L37 168L40 164H38L39 156L37 155V158L36 154L34 155V153L39 152V149L36 146ZM13 152H15V154ZM12 153L14 156L12 155ZM10 156L11 158H9ZM70 162L71 164H73L72 161H69V163ZM90 226L91 225H89L88 230H90V232L92 231L93 233H96V236L93 233L87 235L88 238H91L92 242L91 240H89L91 243H100L102 240H104L105 237L108 236L107 233H105L104 228L102 229V227H97L94 225H92L91 227ZM103 231L106 236L102 237L101 234L103 235ZM61 234L63 236H65V234L67 235V233ZM97 234L102 237V240L100 238H97ZM63 238L65 237H62V239ZM90 242H88L87 244L90 245ZM46 249L48 250L49 248ZM50 250L52 249L50 248ZM55 250L57 251L59 249ZM57 252L59 255L61 254L59 251ZM40 258H42V262H48V264L51 263L50 260L46 261L47 258H45L43 255Z\"/></svg>","mask_w":264,"mask_h":264},{"label":"flooded vegetation","instance_id":"flooded-vegetation-1","mask_svg":"<svg viewBox=\"0 0 264 264\" xmlns=\"http://www.w3.org/2000/svg\"><path fill=\"white\" fill-rule=\"evenodd\" d=\"M6 154L7 153H3V152H0V155H1V157H0V165L3 163V160L5 159V156H6ZM3 195V193L1 192V189H0V196H2ZM34 196V197H33ZM32 197H33V199H34V202H32V203H26L25 205H22V207L20 208L21 210H32V211H34V213H35V216H44V217H48V218H54V216H56L55 214H59L61 211H65L67 214H70V215H77V213L75 214V212H77V210H76V207H77V205L79 206L80 204L79 203H77L76 201H73V202H70V200H69V202L70 203H72L73 205L74 204H76L75 205V207H74V210H73V205L72 204H70V203H68V201L66 202H63V204H62V206H64V205H68V207H67V209H65V210H60V211H55L54 209H50L49 210V208H47V206H46V208H45V206L43 205V202H41L42 200H40L39 199V197H38V195H36V194H32ZM37 198V199H36ZM39 201V202H38ZM41 203V204H40ZM39 204V205H38ZM145 204V203H144ZM149 205V204H148ZM151 205V204H150ZM149 205V206H150ZM165 205H167V204H165ZM138 206V205H137ZM40 207V208H39ZM82 207H83V205H82ZM145 207H147V204H145ZM44 208V209H43ZM52 208H54V207H52ZM11 209V208H10ZM40 210H45V211H47L46 212V214H45V212H43V211H40ZM71 210H72V212H71ZM135 210V211H134ZM136 210H137V213L138 212H142L143 214H137L140 218H136V217H138V216H136V217H134L135 216V214L133 215V214H131V213H136ZM74 211V212H73ZM131 211H134V212H131ZM166 211V214H167V212H168V210H167V207H165L164 209H163V213ZM81 212H83V211H81ZM130 213L128 214V216H129V219L132 221V219L134 220V221H132V222H130V223H127L128 222V216L126 217V223L124 222V221H122V223L124 224H126V225H124L125 227H127V225H130V226H132L133 225V227H134V229H135V224H133L134 222H136V224H139L138 222H139V219L142 221H140V223H141V227H142V225L144 226V227H148V223H147V221L149 222V223H151V216L150 215H146V210H138V208H136V207H132V209L129 211ZM48 213H50V214H52V215H50V214H48ZM48 214V215H47ZM80 215H83V216H86V214H84V213H79ZM166 214L164 215V216H162L163 214L161 213V217H163V220L164 219H166V220H164V222L165 221H167V218H165V217H167L166 216ZM47 215V216H46ZM131 215H133V216H131ZM132 218V219H131ZM143 220H142V219ZM138 219V220H137ZM53 220V219H52ZM129 220V221H130ZM146 221V223H147V225L145 224V221ZM144 223V224H143ZM44 225H46V226H41V225H35V226H32L31 227V230L30 231H26V232H23V231H21L20 233H19V239H20V241L19 242H16V243H14L13 245H4V246H0V262H2L3 264H23V262L24 261H31V263H33V264H40V255H43V253H44V248H43V246L45 247V248H53V249H55L54 247H56V249L57 248H59V247H61L63 244V241L61 240L62 239V236L61 237H57V234L58 233H60L61 234V232L57 229H55V228H57V226H55V227H53V229H55L54 231L55 232H51L50 230L52 229H50V226L49 225H47V224H44ZM140 225V224H139ZM138 225V227L139 228H141L140 226ZM150 225V224H149ZM52 226H54V225H52ZM51 226V227H52ZM45 229H43V228ZM48 227V228H47ZM73 226H69L68 227V231H67V236H68V239H69V237L71 238V239H69V241L70 240H72L73 239V235H75L74 233H71L70 231H71V229L70 228H72ZM132 227V228H133ZM59 228V227H58ZM83 228H85V230H87L88 231V229H89V226H87V225H84L83 226ZM87 228V229H86ZM47 230L48 231H50V232H47ZM43 231V232H42ZM53 231V230H52ZM68 232H69V234H68ZM49 233V234H48ZM54 234V235H53ZM59 235V234H58ZM75 236H77V234L75 235ZM58 240H57V239ZM60 239V240H59ZM59 241H61V242H59ZM71 242V241H70ZM86 242V241H85ZM42 243V244H41ZM66 245H71V243H65ZM41 245H43L42 247H40ZM61 245V246H60ZM65 245V246H66ZM69 245L67 246V247H69ZM92 245V244H91ZM58 246V247H57ZM64 246V245H63ZM62 246V247H63ZM64 246V247H65ZM77 247H79V246H81V248H83L82 246H83V243H82V245L81 244H78V245H76ZM75 246V247H76ZM72 246H70V248H68V252H67V256H68V254L69 255H71V256H68V258L66 257V256H64L61 260H64V261H66L65 262V264H75V263H78V264H85V262H86V264H87V262L88 261H91V262H93L94 264H97L98 262H99V257L96 255H94V257H92L93 256V254L94 253H92V254H90L91 252H89V251H86V249L85 248H83V249H79L81 252H83V253H81V252H79V250H75V248H74V250L76 251H72V248H71ZM77 247H76V249H77ZM71 249V250H70ZM86 251V252H85ZM86 254H85V253ZM41 253V254H40ZM77 254V255H76ZM88 255V257H86ZM91 255V256H90ZM44 256V255H43ZM79 256V260L77 259V257ZM76 257V258H75ZM91 259H90V258ZM96 257V258H95ZM92 259H94V260H92ZM39 261V262H38ZM63 261V262H64ZM22 262V263H21ZM97 262V263H96ZM25 263V262H24ZM30 262H29V264H31ZM25 264H28V263H25ZM43 264H48V263H46V262H43ZM50 264H54V263H50Z\"/></svg>","mask_w":264,"mask_h":264}]
</instances>
